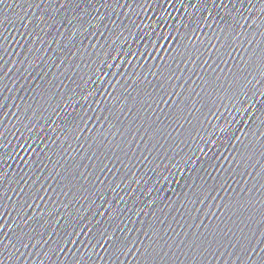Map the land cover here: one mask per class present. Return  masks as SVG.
Wrapping results in <instances>:
<instances>
[{
    "label": "water",
    "instance_id": "water-1",
    "mask_svg": "<svg viewBox=\"0 0 264 264\" xmlns=\"http://www.w3.org/2000/svg\"><path fill=\"white\" fill-rule=\"evenodd\" d=\"M0 264H264V0H0Z\"/></svg>",
    "mask_w": 264,
    "mask_h": 264
}]
</instances>
